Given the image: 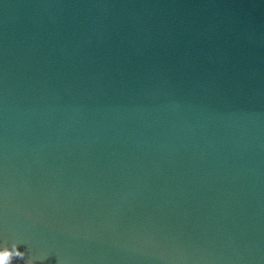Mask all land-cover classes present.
I'll list each match as a JSON object with an SVG mask.
<instances>
[{
	"label": "water",
	"instance_id": "1",
	"mask_svg": "<svg viewBox=\"0 0 264 264\" xmlns=\"http://www.w3.org/2000/svg\"><path fill=\"white\" fill-rule=\"evenodd\" d=\"M0 256L264 264V0H0Z\"/></svg>",
	"mask_w": 264,
	"mask_h": 264
},
{
	"label": "snow or ice",
	"instance_id": "2",
	"mask_svg": "<svg viewBox=\"0 0 264 264\" xmlns=\"http://www.w3.org/2000/svg\"><path fill=\"white\" fill-rule=\"evenodd\" d=\"M0 257H2V259H0V264H6V258L3 256Z\"/></svg>",
	"mask_w": 264,
	"mask_h": 264
}]
</instances>
